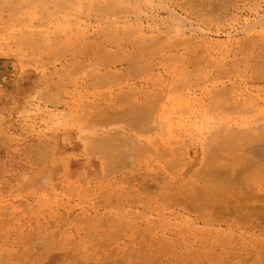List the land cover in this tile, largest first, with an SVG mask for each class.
I'll list each match as a JSON object with an SVG mask.
<instances>
[{"label":"rangeland","instance_id":"1","mask_svg":"<svg viewBox=\"0 0 264 264\" xmlns=\"http://www.w3.org/2000/svg\"><path fill=\"white\" fill-rule=\"evenodd\" d=\"M65 1L0 0V264H263L264 0Z\"/></svg>","mask_w":264,"mask_h":264},{"label":"crops","instance_id":"2","mask_svg":"<svg viewBox=\"0 0 264 264\" xmlns=\"http://www.w3.org/2000/svg\"><path fill=\"white\" fill-rule=\"evenodd\" d=\"M10 72L8 69H6V67H3L2 64H0V109L3 112H7L8 109L10 108V101L9 99L11 97H20L23 93V89H12L10 82L8 83V81H10L11 79L9 78ZM10 79V80H9ZM3 152L2 149H0V153ZM1 159V158H0Z\"/></svg>","mask_w":264,"mask_h":264},{"label":"bare ground","instance_id":"3","mask_svg":"<svg viewBox=\"0 0 264 264\" xmlns=\"http://www.w3.org/2000/svg\"><path fill=\"white\" fill-rule=\"evenodd\" d=\"M64 1V3L66 2L65 0H63ZM60 2V1H59ZM67 4V3H66ZM69 4V3H68ZM111 4H114V2H112L111 1ZM109 5L110 4H106L105 6H104V9L102 8V12H104L103 10H105V11H109L107 8L109 7ZM69 7H71V6H69ZM117 7V6H116ZM68 8V7H67ZM107 10H106V9ZM100 9L101 8H99L98 10L100 11ZM63 10V9H62ZM114 10V9H113ZM117 10H118V8H117ZM65 11H67V10H65ZM171 12H173L172 10H171ZM176 11H174L173 13H175ZM105 13V12H104ZM106 15L108 14V13H105ZM177 15V14H176ZM117 16V15H116ZM107 17H108V15H107ZM110 17V16H109ZM108 17V18H109ZM122 17V16H121ZM185 17V16H184ZM114 18V17H113ZM179 19H181V18H179ZM105 20H109V19H107V18H105ZM185 20V19H184ZM71 21V20H70ZM104 23V22H103ZM116 23V22H115ZM112 24V23H111ZM119 24V23H118ZM108 27H109V25H108ZM200 30V29H199ZM154 39V38H153ZM162 40V39H161ZM141 41V40H140ZM146 41V40H145ZM144 42V41H143ZM156 112V111H155ZM156 116V115H155ZM163 123V122H162ZM161 123V124H162ZM253 149V148H252ZM253 151H257V150H255V149H253ZM209 165L208 166H206L207 167V169H212V170H216V169H220L221 168V166H219V164H214V162H209L208 163ZM1 243V242H0ZM264 252V251H263ZM29 254H31V253H19V255H17L18 257H20L21 259L22 258H24L25 257V255H29ZM248 256V255H247ZM253 257H254V259H253ZM250 260H257L258 258H257V255H254ZM27 259V258H26ZM49 259V258H48ZM47 259V260H48ZM239 259V262H236V263H234V264H245V262L248 260V259H246L245 258V260L243 259V256H241L240 258H238ZM11 262H12V259H10V260H7V261H4L3 263H1V264H11ZM58 262V259H56L53 263H52V259H51V261H50V264H56ZM25 263V262H24ZM23 263V264H24ZM46 264H49V262H46ZM255 264H258V262H256ZM260 264H261V262H260ZM263 264H264V261H263Z\"/></svg>","mask_w":264,"mask_h":264}]
</instances>
